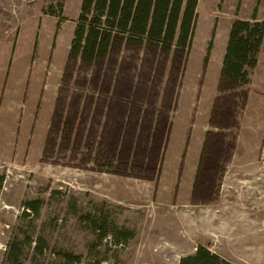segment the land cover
Returning a JSON list of instances; mask_svg holds the SVG:
<instances>
[{
  "label": "rangeland",
  "instance_id": "1",
  "mask_svg": "<svg viewBox=\"0 0 264 264\" xmlns=\"http://www.w3.org/2000/svg\"><path fill=\"white\" fill-rule=\"evenodd\" d=\"M81 1L0 0V264L16 240L24 264H178L198 245L264 264V40L247 85L221 75L264 0H198L186 53L89 64L69 57Z\"/></svg>",
  "mask_w": 264,
  "mask_h": 264
},
{
  "label": "trees",
  "instance_id": "2",
  "mask_svg": "<svg viewBox=\"0 0 264 264\" xmlns=\"http://www.w3.org/2000/svg\"><path fill=\"white\" fill-rule=\"evenodd\" d=\"M197 4L198 0H82L69 57L89 64L103 60L125 44H143L164 52L186 53L194 33ZM263 40L262 21L236 20L231 24L222 61L224 82L234 86L250 82L249 70L257 65ZM3 183L4 176L0 175V193ZM24 207L37 214L40 201H28ZM99 226L95 231L101 241L109 232L105 221ZM110 234L118 241H126L132 236L128 230L114 229ZM31 244L28 240L27 245ZM20 247L17 240L11 242L2 264H24ZM43 250L44 243L39 239L32 251L36 255L42 254ZM64 258L68 263L79 262V257L71 253H64ZM178 264L234 263L212 253L208 245H198L193 254L180 258Z\"/></svg>",
  "mask_w": 264,
  "mask_h": 264
}]
</instances>
